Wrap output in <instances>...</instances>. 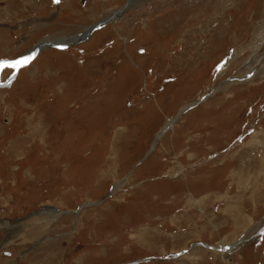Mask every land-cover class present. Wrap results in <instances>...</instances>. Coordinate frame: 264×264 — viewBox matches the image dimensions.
<instances>
[{
  "label": "rangeland",
  "instance_id": "1",
  "mask_svg": "<svg viewBox=\"0 0 264 264\" xmlns=\"http://www.w3.org/2000/svg\"><path fill=\"white\" fill-rule=\"evenodd\" d=\"M98 22L1 76L0 264H264V0H0V59Z\"/></svg>",
  "mask_w": 264,
  "mask_h": 264
},
{
  "label": "bare ground",
  "instance_id": "2",
  "mask_svg": "<svg viewBox=\"0 0 264 264\" xmlns=\"http://www.w3.org/2000/svg\"><path fill=\"white\" fill-rule=\"evenodd\" d=\"M103 21V20H102ZM105 22V21H104ZM103 22V23H104ZM109 22H111V20L109 21ZM102 22H98L97 24H94V25H92L90 28H89V30L86 32V33H83V34H81V36L79 35V36H77V37H75V38H73V40H71V41H68V40H66L67 41V43L68 42H70L71 44H77L79 41H81L82 39H83V37H85L86 36V34L88 33V32H90V30L93 28V27H95V26H97V25H102L103 24ZM107 23V22H106ZM47 43H50V41H43V42H40L39 44H37V45H35V46H38V47H40V49H41V51L42 50H44V49H47ZM51 44H63V43H61V42H54V43H51ZM264 44V23H263V25H261L255 32H254V34L252 35V38H251V43H250V47L252 48V52H253V55H252V57H254V58H257L256 57V55H257V53H258V50L261 48V46ZM69 45V44H68ZM250 60H251V58H250ZM259 61V60H258ZM253 62H257V61H253ZM248 67H247V69H248V71L251 69V65H252V62L251 61H249L248 62ZM178 118V117H177ZM175 121H176V119H173V121H168V123H169V125H166V127L165 128H167L168 126V129L169 128H171V126H172V124H174L175 123ZM163 132L165 131L166 132V130H162ZM47 214H49V216L51 215L52 217L51 218H49L48 217V215ZM60 214H61V212H60ZM44 215H46L49 219H46L45 220V222L46 223H49L50 221H51V219L53 218V216L54 215H56L55 213H54V211L52 210V209H47V208H44L41 212H37L35 215L33 214V216L32 217H30V219H26V221H27V223L26 224H28L29 226H31L30 227V229H32V228H35V227H39V223L44 219ZM57 216V215H56ZM24 223V222H23ZM1 224H2V228L5 226V228L7 229V232H9V233H12V232H14L15 230H14V227L10 224H6V225H3L4 223L3 222H1ZM23 225V224H22ZM17 226V225H16ZM25 227V226H24ZM24 227H23V229H24ZM41 227H43V225L41 226ZM27 229H29V228H27ZM29 229V230H30ZM25 230V229H24ZM28 231V230H27ZM7 237H8V235H7ZM6 237V238H7ZM17 237V236H16Z\"/></svg>",
  "mask_w": 264,
  "mask_h": 264
},
{
  "label": "snow or ice",
  "instance_id": "3",
  "mask_svg": "<svg viewBox=\"0 0 264 264\" xmlns=\"http://www.w3.org/2000/svg\"><path fill=\"white\" fill-rule=\"evenodd\" d=\"M54 3L59 4L60 0H53ZM36 57L34 55H28L25 56L19 60H16L14 63L12 64H0V69L2 68H12V69H16L17 71L22 70L24 68H26L28 65H30L34 59ZM223 66H221L222 68ZM220 70V69H218Z\"/></svg>",
  "mask_w": 264,
  "mask_h": 264
},
{
  "label": "flooded vegetation",
  "instance_id": "4",
  "mask_svg": "<svg viewBox=\"0 0 264 264\" xmlns=\"http://www.w3.org/2000/svg\"><path fill=\"white\" fill-rule=\"evenodd\" d=\"M5 235H6L5 233L1 235V237H0V242H4V241L6 240V237H7V236L4 238ZM3 251H4V250H3ZM3 251H2L3 256H7V257L11 256V253L8 252V250H7V251H4V252H3ZM20 252H21V251H20ZM20 254H21V253H20Z\"/></svg>",
  "mask_w": 264,
  "mask_h": 264
},
{
  "label": "water",
  "instance_id": "5",
  "mask_svg": "<svg viewBox=\"0 0 264 264\" xmlns=\"http://www.w3.org/2000/svg\"><path fill=\"white\" fill-rule=\"evenodd\" d=\"M158 138H159V137H157V138L154 140V142L152 143V145H151V149L155 147Z\"/></svg>",
  "mask_w": 264,
  "mask_h": 264
}]
</instances>
